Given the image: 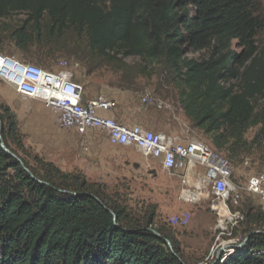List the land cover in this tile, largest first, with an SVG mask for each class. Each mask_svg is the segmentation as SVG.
I'll use <instances>...</instances> for the list:
<instances>
[{
  "label": "trees",
  "instance_id": "1",
  "mask_svg": "<svg viewBox=\"0 0 264 264\" xmlns=\"http://www.w3.org/2000/svg\"><path fill=\"white\" fill-rule=\"evenodd\" d=\"M17 13L26 18L3 25ZM5 26L26 54L38 46L50 56L53 39L72 29L97 54L163 60L186 115L217 151L239 157L264 144V103L256 105L264 99L261 0H0V44ZM0 120L6 146L29 169L0 138V264H191L156 204L135 212L105 184L31 156L1 97ZM243 215L246 244L213 264H264V207L249 202Z\"/></svg>",
  "mask_w": 264,
  "mask_h": 264
},
{
  "label": "rangeland",
  "instance_id": "2",
  "mask_svg": "<svg viewBox=\"0 0 264 264\" xmlns=\"http://www.w3.org/2000/svg\"><path fill=\"white\" fill-rule=\"evenodd\" d=\"M261 9L264 13V0H261ZM24 18L26 14L17 13L3 19L2 23L14 27ZM47 24L48 19L45 26ZM2 33L7 39L0 44V52L51 71L70 69L75 79L84 87L85 97L103 95L117 101L116 112L123 116L121 119L115 116L117 120L138 123L153 131L164 132L179 141H184L182 138L200 139L214 148L211 135L195 127L186 115L179 99L176 74L163 60L148 62L135 56L120 55L111 58L97 54L88 46L86 35L79 36L72 29L66 31L64 38L53 39L50 46L53 47V52L50 56H40L38 46L32 49V53L26 54L9 38L8 27L5 26ZM258 43L264 45V30L258 36ZM188 56L200 58L205 55L202 52H190ZM0 93L13 108L23 107L27 110L30 104H34V100L28 103V100L22 99L23 97L2 79ZM147 93L155 101H163L164 107L144 103L142 97ZM37 101L46 107L42 101ZM256 103L259 108L264 99ZM35 111L33 118L38 113L39 117L53 122L56 117L54 112L50 114L40 107ZM260 128V125L250 128L246 138L252 141ZM29 129L30 135H25L24 141L31 156L37 154L53 162L64 172L82 173L91 182L105 184L110 195L118 197L135 212H143L156 204L158 221L172 228L184 256L191 264H213L239 250L244 242L246 244L245 225L242 223L245 217L233 228L230 227L229 231L217 230V217L209 205L205 202L189 204L180 200V178L162 169L158 160L145 159L136 147L109 145L106 132L98 129L82 136L74 130L62 129L58 124L56 132H50L53 138L47 140L37 136L39 130L34 129V124ZM53 146L56 148L51 149ZM218 153L223 154L233 164L234 180L237 183L240 179L245 184L252 175L264 174V144L252 146L247 153L239 157H230L226 150H220ZM134 156L139 159L138 168L132 164ZM27 159L35 163L33 157ZM141 159L147 161L146 165ZM249 202L264 207L262 197L244 191L242 203L238 208L240 213L243 214Z\"/></svg>",
  "mask_w": 264,
  "mask_h": 264
},
{
  "label": "built area",
  "instance_id": "3",
  "mask_svg": "<svg viewBox=\"0 0 264 264\" xmlns=\"http://www.w3.org/2000/svg\"><path fill=\"white\" fill-rule=\"evenodd\" d=\"M0 79L21 97L42 101L56 114L62 129L74 130L82 136L93 129L102 130L111 143L136 147L147 159L158 160L162 169L180 178V200L209 205L217 217V230L233 228V216L239 213L244 191L264 199V174L252 175L245 184L237 183L233 164L226 162L223 154H215L209 145L208 151H199L203 140L179 141L138 123L117 120L110 114L118 107L117 101L103 95L85 97L84 87L68 68L51 71L0 53ZM142 100L160 108L165 105L149 93Z\"/></svg>",
  "mask_w": 264,
  "mask_h": 264
},
{
  "label": "crops",
  "instance_id": "4",
  "mask_svg": "<svg viewBox=\"0 0 264 264\" xmlns=\"http://www.w3.org/2000/svg\"><path fill=\"white\" fill-rule=\"evenodd\" d=\"M0 97H1V100L3 102H5L6 104H8L4 99H3V96L1 95L0 93ZM24 99V98H22ZM24 100H28V103L29 101L31 100H34V104H28L29 105V108L27 110H25L26 108H23V107H17V108H20V109H17V108H13L10 104H8L14 111L15 113L17 114V117H18V121H19V126H20V129L22 131V133L24 135H27V137L30 135L28 133H30L31 129H29V127L34 124V129L35 130H39V135H37L39 138H41L42 140L43 139H48V138H53L52 135L50 134V132H56V128H58V123H57V116L54 117V120L53 122L47 118H41L38 116V113L37 115H35V118L34 117V112L36 113L35 109L40 107L42 108L44 111H48L50 114L53 113V111L51 109H49L48 107H43L41 106L37 99H24ZM39 105V106H38ZM36 107V108H35ZM117 109V108H116ZM116 109L114 111H112L110 114L112 116H117L119 119H121L123 116L120 112H116ZM44 130H47V132H45ZM47 135V136H46ZM183 140H185L186 138H182ZM26 143V142H25ZM108 144L109 145H112V146H116L115 144L111 143L110 140L108 139ZM121 146V145H120ZM52 148H56L55 146L51 147ZM133 161H132V164L136 165L137 168H138V158L136 156L133 157ZM147 159V158H145ZM148 161H150V159H148ZM141 162L146 165V160H143L141 159ZM125 163L127 164V161H125ZM130 163V161L128 162V164ZM244 181L240 180L238 181V183L240 184H244L243 183Z\"/></svg>",
  "mask_w": 264,
  "mask_h": 264
},
{
  "label": "bare ground",
  "instance_id": "5",
  "mask_svg": "<svg viewBox=\"0 0 264 264\" xmlns=\"http://www.w3.org/2000/svg\"><path fill=\"white\" fill-rule=\"evenodd\" d=\"M208 145H209L210 150L212 152H214L215 154H220V153H218L219 151L217 152L210 144H208L204 141H203V144H199V151H208ZM225 160H226V162H229L226 158H225ZM243 218H244L243 214L239 212L236 216H233V224L236 225L240 221V219H243ZM229 229H230V227H225V228H221V231L225 232V231H229Z\"/></svg>",
  "mask_w": 264,
  "mask_h": 264
},
{
  "label": "water",
  "instance_id": "6",
  "mask_svg": "<svg viewBox=\"0 0 264 264\" xmlns=\"http://www.w3.org/2000/svg\"><path fill=\"white\" fill-rule=\"evenodd\" d=\"M1 133H2V122H1V120H0V138H1V145H2V146H3L8 152H11V150L8 149V147L6 146L4 140L2 139V134H1ZM11 153H12L13 156H15V157L21 162L22 166H23L25 169H27V170L29 171V169H28L27 166L25 165L24 161H23L20 157H18L15 153H13V152H11ZM32 175H33V174H32ZM154 232H155L156 234L160 235V233H159L158 231L154 230Z\"/></svg>",
  "mask_w": 264,
  "mask_h": 264
}]
</instances>
